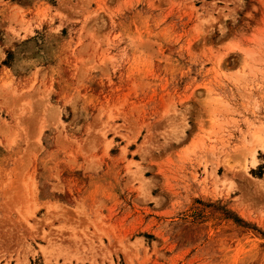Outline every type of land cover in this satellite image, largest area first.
<instances>
[{
  "label": "rangeland",
  "instance_id": "374dc122",
  "mask_svg": "<svg viewBox=\"0 0 264 264\" xmlns=\"http://www.w3.org/2000/svg\"><path fill=\"white\" fill-rule=\"evenodd\" d=\"M0 49V264H264V0H0Z\"/></svg>",
  "mask_w": 264,
  "mask_h": 264
},
{
  "label": "bare ground",
  "instance_id": "6f19581e",
  "mask_svg": "<svg viewBox=\"0 0 264 264\" xmlns=\"http://www.w3.org/2000/svg\"><path fill=\"white\" fill-rule=\"evenodd\" d=\"M146 42V41H145ZM141 43H142V41H141ZM149 45V44H148ZM148 47V46H147ZM146 47V48H147ZM143 48H145V47H143ZM157 51V50H156ZM19 121V120H18ZM263 133H264V130H262V132H261V134L259 135V137H260V139H262V140H264V138H263Z\"/></svg>",
  "mask_w": 264,
  "mask_h": 264
},
{
  "label": "crops",
  "instance_id": "0c3cea01",
  "mask_svg": "<svg viewBox=\"0 0 264 264\" xmlns=\"http://www.w3.org/2000/svg\"><path fill=\"white\" fill-rule=\"evenodd\" d=\"M4 59V53L2 52V50L0 49V63L1 61Z\"/></svg>",
  "mask_w": 264,
  "mask_h": 264
}]
</instances>
